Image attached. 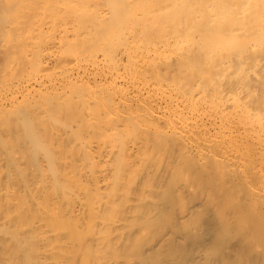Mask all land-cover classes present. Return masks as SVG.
Here are the masks:
<instances>
[{"label": "bare ground", "instance_id": "1", "mask_svg": "<svg viewBox=\"0 0 264 264\" xmlns=\"http://www.w3.org/2000/svg\"><path fill=\"white\" fill-rule=\"evenodd\" d=\"M0 264H264V0H0Z\"/></svg>", "mask_w": 264, "mask_h": 264}]
</instances>
